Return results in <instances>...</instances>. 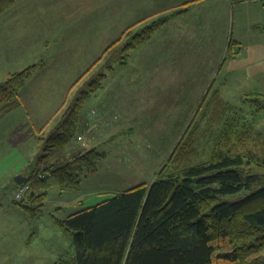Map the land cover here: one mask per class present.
Here are the masks:
<instances>
[{
    "label": "rangeland",
    "instance_id": "1",
    "mask_svg": "<svg viewBox=\"0 0 264 264\" xmlns=\"http://www.w3.org/2000/svg\"><path fill=\"white\" fill-rule=\"evenodd\" d=\"M69 1L62 8L53 2L55 14L49 15L94 20L90 28L68 33L58 55L56 41L46 50L52 55L31 52L36 41L54 39V24L45 23L48 32L39 19L49 16L48 9L36 17L35 0H17L0 12V83L34 65L20 92L22 107L0 119V264H71L72 237L53 215L64 219L150 183L189 135L196 136L193 156L201 161L217 145L236 147L235 135L264 137V0ZM109 21L115 26L107 38ZM154 24L148 39L124 50L132 34ZM93 29L98 41L88 38ZM71 39L75 55L63 53ZM92 80L69 150L98 149L104 157L77 187L43 191L41 208L28 200L34 207L29 212L14 197V178L26 165L23 172L28 170L42 137ZM45 115L51 120L41 121ZM61 245L60 256L42 257Z\"/></svg>",
    "mask_w": 264,
    "mask_h": 264
},
{
    "label": "trees",
    "instance_id": "2",
    "mask_svg": "<svg viewBox=\"0 0 264 264\" xmlns=\"http://www.w3.org/2000/svg\"><path fill=\"white\" fill-rule=\"evenodd\" d=\"M16 1L0 0V12ZM154 27L132 34L124 50L148 39ZM33 68L0 83V119L21 106L20 92ZM95 82L86 84L28 162L23 175L30 188L16 199L27 211L34 209L28 200L41 208L42 192L51 187H77L104 157L98 149L69 150L80 129L81 102ZM248 135L232 137L236 147L217 145L204 161L193 156L197 139L189 135L150 183L64 219L52 214L72 237L71 264H264V137Z\"/></svg>",
    "mask_w": 264,
    "mask_h": 264
},
{
    "label": "crops",
    "instance_id": "3",
    "mask_svg": "<svg viewBox=\"0 0 264 264\" xmlns=\"http://www.w3.org/2000/svg\"><path fill=\"white\" fill-rule=\"evenodd\" d=\"M31 1H33V0H31ZM40 1H43V3H41L40 4ZM91 1V0H90ZM53 2H55L56 4L58 3V2H60L61 3V8H62V6L63 5H65L66 7H68V6H70V1L69 0H35V2H34V4H33V6H35V7H32L33 9H34V13L33 14H31V15H34V16H36V17H38L39 15H40V13L42 14V12L44 11V10H47L45 13L46 14H55V12H54V9L53 8H55L54 7V4L55 3H53ZM37 3V6L35 5ZM18 4H21L20 2L18 3ZM41 6H40V5ZM88 4H90V3H88ZM218 4V3H217ZM219 5L221 6L222 5V1L221 2H219ZM225 7L227 8L228 7V4H226L225 3ZM19 7H20V5H19ZM53 7V8H52ZM230 7V6H229ZM121 8H123V6L121 7ZM24 11V10H23ZM27 11V10H26ZM83 11H84V9H83ZM119 11V10H118ZM24 12H20V14L22 15ZM84 13V12H83ZM29 16V15H28ZM41 21H40V23L41 24H43V26H42V28H44V25L46 26L47 25V31L48 32H50L51 31V27L49 28L48 27V25L49 24H54V39H51V37L49 36V37H46L45 39H43V41L44 42H42L41 40H38V41H36L37 43H36V46H34L33 47V49L31 50V52L32 53H36V54H38V55H52L51 53H49L48 51H46L47 50V48L48 47H50V46H52L51 45V42L52 41H56L57 43L56 44H58V45H55L54 47H53V50H54V53H56L57 55L58 54H62L61 52V49H59V46H60V42H61V45L62 44H64L66 41H67V39H68V33H71L70 35H72L73 34V32H74V30L75 29H79V28H81V29H87V28H90L91 26H92V24H91V21H93L94 19L93 18H87V17H84V15H81L80 17H78L77 16V14H74V15H72V14H70L69 16H63V17H56L55 15L54 16H52V15H49L48 17L47 16H41L40 18H39ZM90 22H89V21ZM17 22V21H16ZM15 22V23H16ZM45 23H49V24H45ZM14 25V24H13ZM39 25V24H38ZM114 26L115 25H113L112 26V23H111V21H109V22H107V23H105V34H106V37L108 38L109 37V34H110V32H111V30H113L114 29ZM19 30V29H18ZM94 32V34H91V36H88V38L89 39H91L92 37L94 38L93 40H96V41H98L99 40V37H100V35H99V31H96L95 29H93V30H91V32L90 33H93ZM95 32H97L96 34H95ZM48 35H50V33L48 34ZM42 39V38H41ZM73 39H74V37H73ZM73 39H71L70 40V45H67V47L69 46V49H67L66 47V50H65V52H63V53H67V54H69V55H75L74 53H72L73 51H75V49H74V45H73V43H72V40ZM11 40V39H10ZM61 40V41H60ZM93 40H91V42L93 41ZM7 42H8V40H7ZM9 46V45H8ZM8 46H6V48H5V50H8L7 48H8ZM24 106V105H23ZM22 107V106H21ZM14 111V110H13ZM12 111V112H13ZM11 113V112H10ZM9 113V114H10ZM8 115V114H7ZM49 115V114H48ZM48 115H45V117H44V119H41V121H43V120H45V121H49V120H51V117L49 116L48 117ZM41 121H39L38 123H41ZM26 124L27 123H29V121H26L25 122ZM23 135H24V137H28L30 134L28 133V132H26L25 131V133L23 132L22 133ZM24 141V140H23ZM25 168H27V165L24 167V168H22L21 170H20V172H21V174H23L24 172V170H25ZM58 228V227H57ZM15 230H14V228H12L11 229V232H14ZM3 234V233H2ZM4 235V234H3ZM65 246H67V245H65ZM27 246H25V248H26ZM44 247H46V246H44ZM55 248H58V247H55ZM62 248L64 249V250H62ZM61 251H57V250H53L52 252H51V254L50 253H48V254H46L45 252H44V255L42 256L43 258H51V259H54L55 258V256H60L61 255V253L62 252H65V248L61 245L60 246V248H59ZM8 253V255H9V252H7ZM29 254V253H28ZM31 254H35L34 252L33 253H31ZM35 257H36V255H34ZM46 256V257H45ZM62 257V256H61Z\"/></svg>",
    "mask_w": 264,
    "mask_h": 264
},
{
    "label": "built area",
    "instance_id": "4",
    "mask_svg": "<svg viewBox=\"0 0 264 264\" xmlns=\"http://www.w3.org/2000/svg\"><path fill=\"white\" fill-rule=\"evenodd\" d=\"M80 138H82V137H79V139ZM29 188H30L29 184L24 183V184L20 185L18 187L15 195H14L15 199H17V200L22 199L25 196L26 192L29 190Z\"/></svg>",
    "mask_w": 264,
    "mask_h": 264
},
{
    "label": "water",
    "instance_id": "5",
    "mask_svg": "<svg viewBox=\"0 0 264 264\" xmlns=\"http://www.w3.org/2000/svg\"><path fill=\"white\" fill-rule=\"evenodd\" d=\"M14 180L17 184H22L27 181V177L23 174H18L15 176Z\"/></svg>",
    "mask_w": 264,
    "mask_h": 264
}]
</instances>
